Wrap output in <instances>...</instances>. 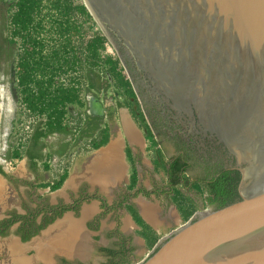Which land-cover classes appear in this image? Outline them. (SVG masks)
<instances>
[{"label":"water","instance_id":"95a60500","mask_svg":"<svg viewBox=\"0 0 264 264\" xmlns=\"http://www.w3.org/2000/svg\"><path fill=\"white\" fill-rule=\"evenodd\" d=\"M83 4L115 49L112 30L178 106L193 103L247 164L238 200L193 211L138 264H264V0ZM86 102L90 117L109 111L98 93Z\"/></svg>","mask_w":264,"mask_h":264},{"label":"crops","instance_id":"0c3cea01","mask_svg":"<svg viewBox=\"0 0 264 264\" xmlns=\"http://www.w3.org/2000/svg\"><path fill=\"white\" fill-rule=\"evenodd\" d=\"M97 76L99 81L93 91L106 105V94L111 90L101 91L103 80L94 73V77ZM119 96L109 102L108 105L112 104L110 113L87 119L82 134L91 138L92 148L71 158L58 187H53L59 178L52 174L47 159L56 161L72 146L67 127L61 125L60 129H53L38 140L30 137L25 151L9 167V181L25 185V190L15 187L24 194L25 201L45 198L51 206L63 204L70 208L26 242L13 233L0 238V252L5 250L9 264H113L117 258L111 255L122 247V241L124 247H133L136 257L132 258L138 260L149 253L159 237L186 220L173 200V191L177 188L192 201L193 198L180 185L171 189L172 193L166 192L164 172L155 165L142 129ZM83 101L69 103L70 112L75 113L77 104H83L85 109L87 102ZM103 137L104 142L94 147L95 141ZM12 153L8 150L6 157H13ZM34 161L36 165L31 166L30 162ZM133 171L137 178L130 188ZM8 179L0 175V203L5 195L3 181L6 183ZM139 186L147 195L136 193ZM130 195L129 203H122V196ZM128 206L136 211L146 227L136 222ZM15 207L23 212L19 206ZM197 209L201 208L193 201V211Z\"/></svg>","mask_w":264,"mask_h":264},{"label":"trees","instance_id":"16d2710c","mask_svg":"<svg viewBox=\"0 0 264 264\" xmlns=\"http://www.w3.org/2000/svg\"><path fill=\"white\" fill-rule=\"evenodd\" d=\"M13 5L14 9L9 23L11 25L10 40L16 39L18 42V51L16 52L17 68L15 71L16 90L22 102L33 111L46 115L45 126L37 124L30 136L32 139L38 140L53 129H60L62 127L60 117L63 114L64 105L75 101L79 102L76 89L61 85L52 88L54 76L67 68L73 69L77 66L85 70L86 66L90 64L95 73H98L97 70L101 68L108 73L118 95L124 99L134 97L133 87L124 74L119 59L112 56L99 58L98 49L106 41V37L100 29L92 32L85 41L80 37L83 22L93 21L82 0H76L75 2L72 0H15ZM43 29L49 40L42 38ZM97 117H93V119H97ZM138 120L140 125L146 129L149 148L155 152L156 157H160L158 160H154V163L164 170L167 181L175 188L176 185L183 186L189 183L188 177L182 176L180 173L182 164L178 159L169 163V167L166 166L167 162L163 160L161 150L156 147L158 141L154 138V134L141 112L138 115ZM104 140L105 137L101 141H95L93 146L96 147L102 144ZM19 155L17 151L12 153L13 157ZM30 165L35 166L36 162H30ZM226 173L221 174L220 179H213L205 187L193 182L192 188L200 194L204 189H207L209 194L207 196L208 203L216 202V208L236 201L240 198L236 193L232 195L224 193L225 187L222 180ZM0 174L4 177L8 176L1 164ZM63 177L61 176L53 187H58L62 183ZM136 178V173L133 171L130 175V188L135 185ZM237 178L238 173L236 180ZM186 197L177 188L174 189L173 200L184 219H187L193 213V201L190 197ZM186 199H188V202H185ZM48 206L51 214L44 213L41 221L37 224L35 218L41 211L40 209L28 211L27 214L12 212L8 217L1 218L0 236L7 234L9 227L15 222H19L13 233L20 237L22 241L27 240L55 217L60 216L63 211L70 209L68 205L63 204ZM128 208H130L136 222L142 227H146L147 225L136 211L130 206Z\"/></svg>","mask_w":264,"mask_h":264},{"label":"flooded vegetation","instance_id":"af4514ba","mask_svg":"<svg viewBox=\"0 0 264 264\" xmlns=\"http://www.w3.org/2000/svg\"><path fill=\"white\" fill-rule=\"evenodd\" d=\"M11 14L12 11L10 13L9 19L11 17ZM111 33L117 43L116 49L112 44L111 45L115 50L116 57L119 59V63L124 69V74L130 81L135 93L134 97H129L128 99H124L122 96L119 97H122V102L128 106L134 117L137 118L136 122L142 129L144 139H146L148 145L149 140L146 137V129L140 125L138 120V115L140 112L144 115L149 128L154 134V138L158 141L156 147L159 148L161 152H163L164 149V152L168 151L167 147L171 149L170 155H163V160L167 162L166 166L169 167V163L173 162L176 159L180 161V163L182 164V171L180 172L181 175L190 177L188 178L189 183H186L183 186L180 185L182 187V190H184L193 198V201L194 203H196L197 208L215 207L217 204L216 202L206 204L204 196H209L207 189H204V191L201 193L202 198L201 201H199L200 199L198 198L200 196L198 194L200 193L192 188V184L193 182H197L201 186L205 187L210 182H212L213 179H220L221 174L224 175L226 172H228L222 180L225 187L224 193L228 195L236 193L240 197L242 186L249 182V179L244 178L242 172L247 164L243 161L238 163L239 159L237 154L229 147L228 144H226L224 139L219 137L218 132L209 126V124L203 119V117L200 115L201 113L193 105V103H189L185 99L183 103L178 106V104H176L177 102L171 99L166 94L163 88H161V86H159V84L154 80L153 76L150 75L147 70L140 66L136 52H133L131 47L127 45L116 32L112 30ZM42 38H45L44 29L42 30ZM82 71L87 84L85 92L87 95H90L94 93L93 86L95 83H98L99 78L98 76L94 77L95 72L93 73V69L90 64L89 66H86L85 70L82 69ZM97 72L98 73L95 74L99 75L103 80L101 91H106L104 93H107V91L113 89V92L110 91L108 92V94H106L107 99L105 106L109 111L104 112L102 116H105L106 114L111 112L110 107L112 106V104L108 105L110 104L109 102H113L114 96L117 98L118 94L114 90L112 80L110 79L108 73L101 68L100 70H97ZM122 102L120 100L119 103ZM159 158L160 157H156L154 155V160H158ZM0 164L5 171L4 164L1 162ZM162 171L164 172L163 169ZM236 172L238 173L237 180ZM164 176L167 183V185L165 186L166 192H171V189L175 187L167 181V175L165 172ZM5 178L8 179V176ZM8 182L12 184V187L14 189H17L15 188L17 187L15 185L16 182L12 181V183L9 181V179ZM142 189L144 188H142V186H139L136 187L135 191L136 193L147 195V192L143 191ZM21 197L22 198L20 204H18L17 206H19V208H21L23 212H18L17 207H15L16 205H13V207L8 208V210L3 213V216L1 218L8 217V215H10V213L12 212L27 214L28 211L40 209L41 211L35 218V223L37 224L41 221L42 215L44 213L51 214V212L48 210L49 204L46 202V200H44L45 198L39 199L33 197L30 198V201H25L23 199V195ZM122 197V203H129L128 199L131 197V195ZM74 206H76V204H74ZM93 221L96 222L97 218L95 217ZM18 224L19 222H15L13 225H11L9 227V232L3 236H0V238L4 239L9 234L13 233L14 228ZM40 230L36 234H38ZM35 235L24 241H22L20 237L19 239L22 242H26ZM120 245L122 247L118 249L115 254L111 255L112 257L117 258L116 260H113V264H138L144 258L143 257L138 260H134V258L132 257H136V253L133 252V247H124V241H122V244ZM147 254L145 255V257L147 256ZM0 262L2 264H9L5 250H1L0 252Z\"/></svg>","mask_w":264,"mask_h":264},{"label":"built area","instance_id":"2783aa9c","mask_svg":"<svg viewBox=\"0 0 264 264\" xmlns=\"http://www.w3.org/2000/svg\"><path fill=\"white\" fill-rule=\"evenodd\" d=\"M15 0H13L14 4ZM14 9V5H13ZM13 11V10H12ZM84 27V23H83ZM83 41L88 37L80 35ZM85 54V53H83ZM52 88L63 86L74 88L78 92V99L84 102V99H87L89 95L86 94L85 88L87 86L86 80L83 76V71L80 67L75 66L72 68H67L62 72H58L54 76L52 82ZM18 95V93H17ZM19 99V96H18ZM19 116L17 122L11 126L5 128L4 137L0 143V162L13 166L17 162L18 157H6V152L10 150L11 152L17 151L21 154L29 140L34 127L37 124L45 126L46 115L44 113H38L33 111L28 107L24 102L19 99ZM69 103H66L63 107V114L60 117L61 125L67 127L71 133L72 146H70L56 161L53 159H47V164L51 169L52 174L56 179L60 178L68 170V165L71 158L80 152L88 151L92 148V140L87 136L84 137L82 134V129L90 116L87 113V107L84 109V106L78 105L76 107L75 113L72 114L68 107ZM15 127V129H14ZM13 130V137H8L9 132ZM8 137V138H7ZM86 139V140H83Z\"/></svg>","mask_w":264,"mask_h":264},{"label":"rangeland","instance_id":"374dc122","mask_svg":"<svg viewBox=\"0 0 264 264\" xmlns=\"http://www.w3.org/2000/svg\"><path fill=\"white\" fill-rule=\"evenodd\" d=\"M72 1L75 2L76 0H72ZM43 7L46 8L45 6ZM12 10H13V0H0V83L3 84L6 87L5 88L6 91L8 90L9 92V102L6 101L7 105L1 106L0 143L4 137L3 133L5 132V128L7 126L8 127L11 126L12 124L15 125V123L17 122V118L19 116V103H18L19 99L16 90L17 87H16V78H15V71L17 68L16 52L18 51V42L16 39L10 41L11 25L9 23V16ZM83 23H84V27L81 33L82 36L88 37L92 34V32L99 29V25L94 19L92 22L84 21ZM45 38L46 40H49L48 39L49 37L47 35H45ZM98 56L99 58H105L106 56L116 57L115 50L113 49L111 43L107 39L103 44V46L98 49ZM111 92H113V89H111ZM3 102L5 104V101ZM13 136H14L13 130H11V132H9L8 134V137L10 138ZM149 151H151L149 154L151 155L154 154V151L152 149H149ZM9 167L10 166L4 164V168L6 172H10ZM188 178L190 177L188 176ZM4 179L6 180L5 177ZM15 185L21 188V190H25L24 184H20L18 182ZM11 188H12V184L9 183L8 180L6 181V183L5 181H3V192L5 195H3V200L0 203V218L3 216V213L6 210H8V208L13 207V205L17 206L18 204H20L22 195L16 189H15L16 193L12 192ZM198 195L200 196L199 201H201L202 195L201 194ZM23 197H25L24 194Z\"/></svg>","mask_w":264,"mask_h":264},{"label":"bare ground","instance_id":"6f19581e","mask_svg":"<svg viewBox=\"0 0 264 264\" xmlns=\"http://www.w3.org/2000/svg\"><path fill=\"white\" fill-rule=\"evenodd\" d=\"M83 1V0H82ZM92 17V16H91ZM93 18V17H92ZM6 87L3 85V84H1L0 83V104H1V106L2 105H7L6 104V101H8L9 102V92H8V90L6 91V89H5ZM2 101V102H1ZM3 101H5V104H4V102ZM151 217L153 218L154 216L153 215H151Z\"/></svg>","mask_w":264,"mask_h":264}]
</instances>
